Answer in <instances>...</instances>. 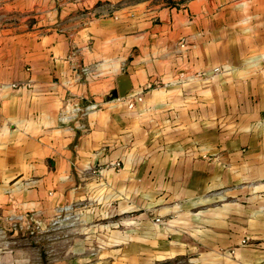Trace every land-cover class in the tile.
I'll use <instances>...</instances> for the list:
<instances>
[{"label":"crops","instance_id":"0c3cea01","mask_svg":"<svg viewBox=\"0 0 264 264\" xmlns=\"http://www.w3.org/2000/svg\"><path fill=\"white\" fill-rule=\"evenodd\" d=\"M0 14V264H264V0Z\"/></svg>","mask_w":264,"mask_h":264},{"label":"built area","instance_id":"2783aa9c","mask_svg":"<svg viewBox=\"0 0 264 264\" xmlns=\"http://www.w3.org/2000/svg\"><path fill=\"white\" fill-rule=\"evenodd\" d=\"M1 87H2V82H1V79H0V89H1ZM137 101H142V97L141 96H138V97H135V98H126V102H127L128 106H129V108H133L135 106V104H136ZM115 166L116 167H120L121 166V163L120 162H116L115 163ZM68 209L69 208H67V210ZM22 221L25 222L24 218H19L18 221L13 222L14 229L17 230V229H19V227L21 228L23 226L22 225ZM248 241H249V238H245L243 240V243L245 244Z\"/></svg>","mask_w":264,"mask_h":264},{"label":"rangeland","instance_id":"374dc122","mask_svg":"<svg viewBox=\"0 0 264 264\" xmlns=\"http://www.w3.org/2000/svg\"><path fill=\"white\" fill-rule=\"evenodd\" d=\"M2 1V0H1ZM0 21H5V16L4 15H1L0 14ZM71 222H73V219H71V220H69V219H67V221L65 222V223H63L64 224V226L62 227V228H64V229H67L68 227H75L74 225H70L71 224ZM14 228V227H13ZM15 230V229H14ZM23 230H25V228H23L22 230H20V227H19V230L17 229L16 231H19L20 233L19 234H21V232L23 231ZM34 230H36V232H37V230H38V227H35L34 228ZM35 232V233H36ZM35 257V259H36V257L37 256H34ZM51 257V256H50ZM53 258H54V256H53ZM97 260H93V264H95V262H96ZM157 264H189L186 260H172V261H161L160 263H157Z\"/></svg>","mask_w":264,"mask_h":264}]
</instances>
